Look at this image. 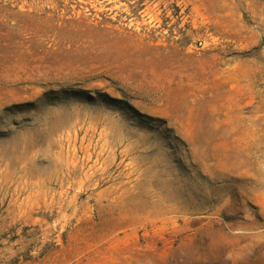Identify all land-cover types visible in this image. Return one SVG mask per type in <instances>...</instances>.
Returning <instances> with one entry per match:
<instances>
[{"label":"rangeland","instance_id":"rangeland-1","mask_svg":"<svg viewBox=\"0 0 264 264\" xmlns=\"http://www.w3.org/2000/svg\"><path fill=\"white\" fill-rule=\"evenodd\" d=\"M0 264H264V0H0Z\"/></svg>","mask_w":264,"mask_h":264}]
</instances>
